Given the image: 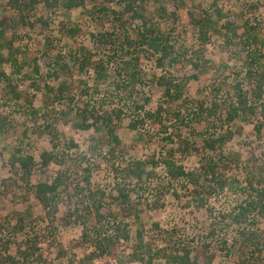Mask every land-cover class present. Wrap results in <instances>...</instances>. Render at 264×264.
I'll return each mask as SVG.
<instances>
[{
    "label": "rangeland",
    "instance_id": "rangeland-1",
    "mask_svg": "<svg viewBox=\"0 0 264 264\" xmlns=\"http://www.w3.org/2000/svg\"><path fill=\"white\" fill-rule=\"evenodd\" d=\"M51 2L23 8L21 21L7 0H0V44L10 42L12 47L1 52L13 53L22 65L19 73L9 62L0 69L32 100L30 107L25 97L10 99L5 81H0V116L5 121L0 133V251L6 247L22 264H79L92 249L83 234L102 224L98 230L115 233L119 240L113 254L92 264H165L164 257L151 262L144 256L131 258L139 236L155 250L205 244L215 253L212 264H235L225 244L238 237L241 225L230 214L250 199L264 198V91L247 121L237 117L227 123L223 100H235V83L246 91L253 87L254 77L246 72L257 64H248L249 53L259 59L260 69L264 66V0H133L134 8L144 10L147 27L176 53L161 66L159 53L147 45L135 51L126 46V37L135 39L143 28L126 3L84 0L68 11L61 0ZM202 18L211 21L206 33L193 22ZM68 27L75 28L72 37ZM81 46L100 65L102 77L91 64L80 69L75 62L72 56ZM137 54L140 59L135 61ZM132 71L137 73L134 78ZM160 79L180 82L182 97L166 101ZM46 85L55 90L64 85L71 101L58 102ZM214 102L219 107L209 116L206 108ZM109 129L117 140L109 137ZM214 134L231 137L210 151L203 138ZM187 141L195 145L194 151H181ZM17 148L34 158L28 183L16 184L19 176L11 164ZM44 151L55 152L58 162L43 167ZM221 152L227 165L222 168L215 161V180L207 175L205 159ZM163 160L186 172L197 171L199 187L172 180ZM136 162L147 172L142 181L128 174ZM57 176L65 188L58 211L49 216L32 186ZM123 184L130 190V202L119 197L117 186ZM95 190L99 193L94 198L103 200L98 213L91 203H81L91 202ZM249 215L248 224L262 231L258 209ZM123 228L127 239L121 237ZM25 249L33 253L22 259ZM205 258L201 254L199 264H206ZM257 264H264V251Z\"/></svg>",
    "mask_w": 264,
    "mask_h": 264
},
{
    "label": "trees",
    "instance_id": "trees-1",
    "mask_svg": "<svg viewBox=\"0 0 264 264\" xmlns=\"http://www.w3.org/2000/svg\"><path fill=\"white\" fill-rule=\"evenodd\" d=\"M50 1H52V5H56L60 2V0H7V5L9 8L17 11L20 14L18 17L21 21H23V16L21 14L25 8L27 10H32L38 4L50 5ZM61 1L63 2L64 8L70 11L72 8L82 5L84 0ZM119 1L120 3H126L124 4L125 9L131 12L133 18H139L142 20L143 23V28L138 32V36L135 39L126 37L125 41L128 49L132 48V51H135L138 47L147 45V47H150L153 49V51L159 53V57L157 58V64L159 66L163 65L165 60L168 58L172 60V55H176L173 46L170 45L168 41L164 40L161 34H157L155 29L147 27L148 24L146 22L145 14L143 12L144 10H137L136 8H134L133 0ZM7 19L10 20L11 18ZM193 22L198 27V30L201 33H206V29L209 28L211 25V21L208 18L198 19ZM3 24L6 25V22L3 21ZM67 33L72 37L73 35H75V28L68 27ZM106 35V33L102 34L103 37H106ZM233 35L235 34L233 33ZM2 47H8L9 49H12L10 42H5L4 45L0 44V64L3 62H9L13 66L14 71L19 73L22 69V65L18 63L17 57H15L13 53L4 56L1 52ZM262 48L264 49V46H262ZM132 54L135 55L133 52ZM261 55L264 56V52H262ZM72 57L74 58L75 62L80 65V69H83L86 64H91L94 67L95 72H97L99 76H103L101 75L100 65L97 62H91V52L85 46H81L77 53L74 54ZM247 57L248 64H252L254 66H256L257 64V67L254 70L253 68H250L246 72V74H248L249 76L254 77L255 83L253 87H251L247 91L243 89L241 84H234V94L236 95V97L234 98L235 100H223L226 113L225 121L227 123L233 121L237 117H240L243 120L249 118L248 113L249 115L255 113V100L263 99L264 66L260 69V66L258 64L259 59L255 57L254 54L249 53ZM133 59L135 61H138L140 59L139 55L137 54L136 56H134ZM129 63L130 62H128V66H131ZM131 63L133 65V62ZM194 66L197 67V63H195ZM136 74L137 73L132 71L130 74V78H134ZM0 81H5L6 86L8 88V93L11 97L10 99L14 98L18 101L21 98L25 97L28 105L32 107V100L27 98L26 96H23V92L18 90V86L13 83L11 77L8 76L2 68L0 69ZM159 81L160 85L164 89V94L167 98L166 101H178L182 97L183 93L180 82H175L172 80L167 81L162 79H160ZM45 87L48 92L56 93L55 98L58 102L63 101L64 98H66V101H71V97L68 94L67 96H65V93H67V88L64 85L59 86L56 90L52 86L46 85ZM248 93L252 95L253 99L247 95ZM217 107H219V104L214 102V104L210 108H206V112H208L209 116L215 114ZM155 113L156 112L149 115L154 116ZM179 113L180 112H177L175 114V116H177L176 119H179ZM201 117L203 116L199 115L197 118L200 122ZM85 121L86 120H84L83 122L85 123ZM4 122V117L0 116V133L5 128ZM91 125L93 124H85L83 126L90 127ZM45 128L51 131L50 124H46ZM255 130L257 132H260L259 127H256ZM109 137L113 141L117 140V136L112 129H109ZM230 137V134H217L216 136L214 134L212 137H204L203 145L206 149L210 151H216L218 148H222L226 140H228ZM54 138V135H52V137L50 138L53 149L57 146L54 141ZM194 147L195 145L193 143L187 141L184 144V148H182L183 150L181 151L186 152L188 151V149L189 152L191 150L194 151ZM40 157L41 165L43 167L48 166L52 162H58V155L53 151H44ZM12 158L13 159L11 165L15 168V174L19 176L16 180V184L20 182L28 183L35 165L34 158L31 155L24 153L20 148H17L15 150V153L13 154ZM225 159L228 158L223 152H221V154H217V158H209V160L205 159V169H207V175L209 174L212 179L219 180L215 161H220L222 163L221 167L224 168V165H227ZM163 161L166 167L167 175L172 180L184 179L187 182H190L192 185H195V189H197L196 187H199L197 179L199 177V174L197 171L186 172L182 166H176L172 161ZM128 174L134 176L137 181H142V177L144 176V174H147V172L145 171L142 162H136L134 165H130V167L128 168ZM222 184H224V182H222ZM64 188L65 184L63 185V180L60 178V176H57L50 183L40 182L33 185L32 192L34 197L47 211L46 213L49 216H54L59 209L61 203V193ZM117 191L119 193V197H121L122 200H124L125 202H130V190L126 184L117 186ZM96 193L99 192H96L95 190L90 193V197H92L91 202L86 203L85 201H83L81 203L89 206L91 203L93 209H95L98 213L99 209L102 207L103 200L102 198H94ZM100 194L101 196L104 195L103 192H100ZM260 195L263 196L264 192L260 193ZM201 202L204 201L201 200ZM256 208L258 209V213L261 218L264 219V198H258V200L250 199L248 202L237 206V208H235L230 214V216L232 217V221L238 225H241V227H239L238 237L235 238V240L229 246L225 244V247H228V251H230V253L234 255L233 257H235V264H257V259L262 255L264 251V228L262 231H258L253 227L254 223L248 224V218L250 216L249 214L253 212V210ZM100 221L101 220L99 218V222ZM99 226V228H94L92 232L91 229H89L88 231L90 233L85 232L83 234V239L86 242L90 243L92 249L87 255L84 256V258L79 260V264H92L93 260L97 257H101L104 254L108 253L113 254L114 249L116 247L115 244L119 239H117L118 237L115 233L108 234L107 232H103V230H98L103 227L102 224H100ZM20 229H22L21 225ZM121 232V237H125L127 239L128 236L126 235V230L123 228ZM3 249L4 250L0 251V264H22V260H20L19 257L9 253L6 247ZM169 249L170 247L165 246L164 248H159L155 250L153 247L149 246L148 243H144V238L142 236H139L138 244L133 250L131 258L133 260H142L144 256L147 257V260L149 262H151L156 258L164 257L165 264H199L200 255L203 254L206 257L205 263L212 264L213 258L215 257V253L212 252L210 246H207L205 244H196L195 246L189 245L188 247H184L182 246V244L179 243L178 247L175 246L173 249ZM28 250H30V246ZM28 250L25 249L24 252H21L23 256L22 259H26V257L32 255L33 252L27 253Z\"/></svg>",
    "mask_w": 264,
    "mask_h": 264
}]
</instances>
